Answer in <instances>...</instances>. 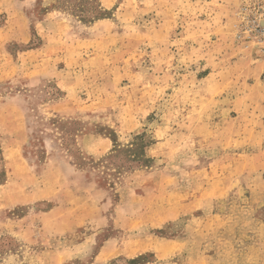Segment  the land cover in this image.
I'll return each instance as SVG.
<instances>
[{
  "label": "rangeland",
  "instance_id": "1",
  "mask_svg": "<svg viewBox=\"0 0 264 264\" xmlns=\"http://www.w3.org/2000/svg\"><path fill=\"white\" fill-rule=\"evenodd\" d=\"M240 3L0 0V264H264Z\"/></svg>",
  "mask_w": 264,
  "mask_h": 264
},
{
  "label": "built area",
  "instance_id": "2",
  "mask_svg": "<svg viewBox=\"0 0 264 264\" xmlns=\"http://www.w3.org/2000/svg\"><path fill=\"white\" fill-rule=\"evenodd\" d=\"M235 15L236 39L264 50V0H241Z\"/></svg>",
  "mask_w": 264,
  "mask_h": 264
}]
</instances>
